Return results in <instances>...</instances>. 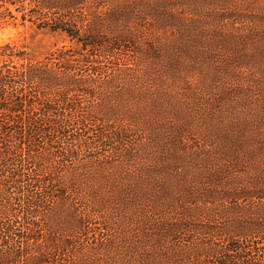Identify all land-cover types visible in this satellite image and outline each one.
<instances>
[{
    "label": "trees",
    "instance_id": "1",
    "mask_svg": "<svg viewBox=\"0 0 264 264\" xmlns=\"http://www.w3.org/2000/svg\"><path fill=\"white\" fill-rule=\"evenodd\" d=\"M94 1L0 0V30L78 44L43 58L0 47V264H264V203L244 206L264 201V167L250 179L242 169L263 148L241 151L260 136L225 135L234 165L217 164L218 148L183 167V95L165 84L168 71L128 66L156 52L154 42L141 48L147 13L116 0L90 19ZM172 1L141 8L167 27ZM221 14L208 9L206 20Z\"/></svg>",
    "mask_w": 264,
    "mask_h": 264
},
{
    "label": "rangeland",
    "instance_id": "2",
    "mask_svg": "<svg viewBox=\"0 0 264 264\" xmlns=\"http://www.w3.org/2000/svg\"><path fill=\"white\" fill-rule=\"evenodd\" d=\"M100 1L88 2L87 10L99 14L90 19L105 18L110 10L109 4L113 6L116 0H106L103 8H96ZM123 1H128L124 3L126 5L132 4L135 11V8H140L148 15H144L146 21L143 26L148 30L143 33L145 38L140 37L141 48L153 42L157 44L156 52L151 51L146 59L132 55L131 58L139 61L136 65L131 64L136 61H131L128 66H152L154 70L168 71V76H164L165 84L167 87L172 85L186 102L188 124L179 146L188 156L182 166L192 167L195 156L215 154L218 148L226 154L216 157L219 166L224 158L233 161L232 165L236 164L234 153L226 152L228 140L225 135L237 134L238 130L245 131L249 127L246 133L260 138L244 141L245 148L241 151L263 149L258 157L245 158L247 163L242 164V169L248 171L250 177L241 169L237 174L252 178L254 168L264 167V0H229L216 4H207L203 0H173L169 4L168 15H162L167 27L160 25L150 8H141L142 2L153 0ZM208 9L222 13L216 15L222 18L214 21L209 17L206 20ZM128 19L123 23L127 21L129 30L134 32L139 23ZM7 44L25 47L35 58H43L57 49L73 53L78 50V44L66 34L34 27L0 30V47ZM81 57L77 55V58ZM175 72H181L180 77ZM194 88L193 96L189 91ZM172 120L176 121V118ZM262 203L264 201L254 200L244 206L261 207ZM253 217L259 220L262 216ZM250 220L251 217H247V221ZM261 243L263 241L259 239L254 241L258 247Z\"/></svg>",
    "mask_w": 264,
    "mask_h": 264
}]
</instances>
